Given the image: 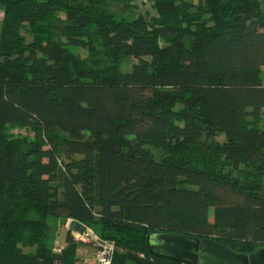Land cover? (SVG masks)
<instances>
[{
    "label": "trees",
    "instance_id": "16d2710c",
    "mask_svg": "<svg viewBox=\"0 0 264 264\" xmlns=\"http://www.w3.org/2000/svg\"><path fill=\"white\" fill-rule=\"evenodd\" d=\"M142 1L154 14L129 20L0 0V264H76L54 218L95 229L112 264H182L150 254L154 232L264 249L263 0ZM98 46L96 69L71 50Z\"/></svg>",
    "mask_w": 264,
    "mask_h": 264
},
{
    "label": "rangeland",
    "instance_id": "374dc122",
    "mask_svg": "<svg viewBox=\"0 0 264 264\" xmlns=\"http://www.w3.org/2000/svg\"><path fill=\"white\" fill-rule=\"evenodd\" d=\"M106 7L108 10L117 15L118 18H124L132 20L139 15H149L154 14L155 10L153 4L150 1H128V0H106ZM264 7V0H263ZM3 20V9L0 7V27ZM74 55L84 63L86 66L92 68H102L108 64V58L104 52L102 46H98L96 52H90L86 48H71ZM134 59L129 58L122 62L121 70L129 71L132 68ZM262 82L264 84V67L262 69ZM264 122V120H263ZM10 134L14 137H28L30 140H34L35 128L33 126H22L14 125L9 128ZM156 156H160L159 152L155 150ZM210 218L213 219V210L210 211ZM74 221L72 219H58L54 218L51 220V224L54 226V246L53 250L60 252L64 247L68 246V239L73 237L75 239L76 248H77V261L76 264H99L98 254L101 252L103 246H99L98 242H93L91 237H87L89 231L93 232L96 235V230L87 227L85 235H80L77 231L71 229ZM58 233L60 237L57 238ZM97 236V235H96ZM98 237V236H97ZM25 253L34 252L35 248H25L23 247ZM89 255L93 256V260L89 262L87 257Z\"/></svg>",
    "mask_w": 264,
    "mask_h": 264
},
{
    "label": "water",
    "instance_id": "95a60500",
    "mask_svg": "<svg viewBox=\"0 0 264 264\" xmlns=\"http://www.w3.org/2000/svg\"><path fill=\"white\" fill-rule=\"evenodd\" d=\"M71 229L80 235H85L87 231V228L75 223ZM87 237L104 245V241L91 231ZM146 243L151 255L182 264H264V249L246 255L217 241L182 234L154 232L147 236Z\"/></svg>",
    "mask_w": 264,
    "mask_h": 264
},
{
    "label": "built area",
    "instance_id": "2783aa9c",
    "mask_svg": "<svg viewBox=\"0 0 264 264\" xmlns=\"http://www.w3.org/2000/svg\"><path fill=\"white\" fill-rule=\"evenodd\" d=\"M99 246H101L98 243ZM114 257V246L111 243L104 242L101 252L98 254L99 264H112Z\"/></svg>",
    "mask_w": 264,
    "mask_h": 264
},
{
    "label": "crops",
    "instance_id": "0c3cea01",
    "mask_svg": "<svg viewBox=\"0 0 264 264\" xmlns=\"http://www.w3.org/2000/svg\"><path fill=\"white\" fill-rule=\"evenodd\" d=\"M60 233H58V237L57 238H59L60 237ZM87 260L89 261V262H91L92 260H93V256L92 255H89L88 257H87Z\"/></svg>",
    "mask_w": 264,
    "mask_h": 264
}]
</instances>
